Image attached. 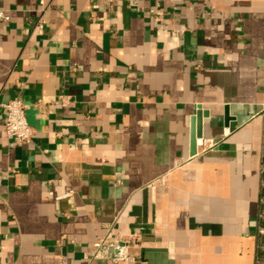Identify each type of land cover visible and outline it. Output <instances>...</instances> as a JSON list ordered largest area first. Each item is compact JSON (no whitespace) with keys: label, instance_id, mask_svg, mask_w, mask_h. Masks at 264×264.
Returning a JSON list of instances; mask_svg holds the SVG:
<instances>
[{"label":"crops","instance_id":"0c3cea01","mask_svg":"<svg viewBox=\"0 0 264 264\" xmlns=\"http://www.w3.org/2000/svg\"><path fill=\"white\" fill-rule=\"evenodd\" d=\"M133 1L0 0V264H255L264 0Z\"/></svg>","mask_w":264,"mask_h":264},{"label":"built area","instance_id":"2783aa9c","mask_svg":"<svg viewBox=\"0 0 264 264\" xmlns=\"http://www.w3.org/2000/svg\"><path fill=\"white\" fill-rule=\"evenodd\" d=\"M138 1L140 0L133 1V4L136 5ZM151 14L157 20L156 11L152 10ZM9 20V14L0 9V23L8 22ZM3 107L6 110L5 134L11 140L12 146H20L29 142L33 137L34 130L27 121L26 105L21 100L14 99ZM261 175L256 224L257 248L255 264H264V164L261 168ZM159 183L161 184L162 180ZM69 195L67 194L62 198H66ZM131 246V242L125 240L98 239L92 244L88 261L90 263L97 261L108 264L129 263L133 260L130 255Z\"/></svg>","mask_w":264,"mask_h":264},{"label":"water","instance_id":"95a60500","mask_svg":"<svg viewBox=\"0 0 264 264\" xmlns=\"http://www.w3.org/2000/svg\"><path fill=\"white\" fill-rule=\"evenodd\" d=\"M206 114L199 109L196 116L192 119L191 131V157L197 155L198 140L203 138V118Z\"/></svg>","mask_w":264,"mask_h":264},{"label":"trees","instance_id":"16d2710c","mask_svg":"<svg viewBox=\"0 0 264 264\" xmlns=\"http://www.w3.org/2000/svg\"><path fill=\"white\" fill-rule=\"evenodd\" d=\"M264 162V161H263Z\"/></svg>","mask_w":264,"mask_h":264}]
</instances>
